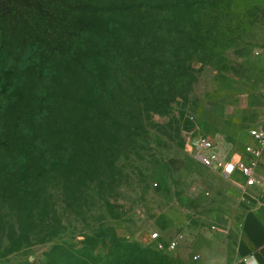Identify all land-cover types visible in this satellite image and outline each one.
Returning <instances> with one entry per match:
<instances>
[{"label": "rangeland", "instance_id": "obj_1", "mask_svg": "<svg viewBox=\"0 0 264 264\" xmlns=\"http://www.w3.org/2000/svg\"><path fill=\"white\" fill-rule=\"evenodd\" d=\"M43 1L7 24L0 0V264H224L246 192L187 141L243 152L264 0Z\"/></svg>", "mask_w": 264, "mask_h": 264}, {"label": "built area", "instance_id": "obj_2", "mask_svg": "<svg viewBox=\"0 0 264 264\" xmlns=\"http://www.w3.org/2000/svg\"><path fill=\"white\" fill-rule=\"evenodd\" d=\"M249 138V142L244 145L245 156L243 154L231 156L223 153L214 139L203 134L188 139L187 146L200 164L215 170L227 179L237 181L238 185L246 191V188L258 183L257 168L264 153V108L258 123L250 128ZM159 239L158 232L150 235L152 242ZM178 243V240L174 239L166 249L174 250ZM158 247L165 248L162 243H159Z\"/></svg>", "mask_w": 264, "mask_h": 264}, {"label": "crops", "instance_id": "obj_3", "mask_svg": "<svg viewBox=\"0 0 264 264\" xmlns=\"http://www.w3.org/2000/svg\"><path fill=\"white\" fill-rule=\"evenodd\" d=\"M249 140L248 135L246 143ZM238 154L245 156L244 150ZM257 180L255 186L246 188L243 212L236 222L230 229L220 230L225 244L224 264H264V153L257 168Z\"/></svg>", "mask_w": 264, "mask_h": 264}, {"label": "trees", "instance_id": "obj_4", "mask_svg": "<svg viewBox=\"0 0 264 264\" xmlns=\"http://www.w3.org/2000/svg\"><path fill=\"white\" fill-rule=\"evenodd\" d=\"M43 2H44L43 0H4V4H3L4 8H3L2 17L5 18V21L7 20V24H10L11 22L15 20V16L18 12L27 16L30 22L36 19H46L47 20L49 19L48 16L50 15V13H48V11L45 9L46 6L43 5ZM43 33L45 34L44 30H43ZM89 35L94 37L96 34L90 33ZM36 36L38 35L36 34ZM155 251L156 253L150 252V255L154 256V258L158 257L157 256L158 253L162 254L163 252L161 250H155ZM147 253L148 252L144 251L143 255L147 257L146 255L149 254ZM135 255H137L135 251L131 252V255H130L131 259L129 261L137 262L138 255L137 257ZM146 261H149V260H146Z\"/></svg>", "mask_w": 264, "mask_h": 264}]
</instances>
